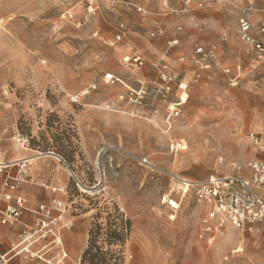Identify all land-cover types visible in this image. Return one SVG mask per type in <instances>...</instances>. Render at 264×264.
<instances>
[{
    "label": "rangeland",
    "instance_id": "1",
    "mask_svg": "<svg viewBox=\"0 0 264 264\" xmlns=\"http://www.w3.org/2000/svg\"><path fill=\"white\" fill-rule=\"evenodd\" d=\"M130 1L144 14L112 0H0V163L18 151L55 163L49 173L60 182L50 187L66 192L49 193L66 205L72 231L86 234V247L95 242L84 264H95L94 255L102 264H113L112 255L118 264H264V224L226 223L209 242L207 207L172 180L250 179V165L264 163L250 138L264 130V63L236 86L223 72L249 66L235 2ZM199 46L215 47L208 68L196 61ZM161 64L174 77L165 95ZM179 83L188 86L184 105L168 119ZM255 192L264 200V183ZM112 223L124 237L115 245Z\"/></svg>",
    "mask_w": 264,
    "mask_h": 264
},
{
    "label": "built area",
    "instance_id": "2",
    "mask_svg": "<svg viewBox=\"0 0 264 264\" xmlns=\"http://www.w3.org/2000/svg\"><path fill=\"white\" fill-rule=\"evenodd\" d=\"M193 0H186V6ZM121 2L127 6H132L138 13L144 14V10L131 3L130 0H112V6ZM238 6L237 31L239 41L248 47L252 54L253 61L264 62V39L255 34L264 36V0L260 1V6L250 3H242L241 0H233ZM204 0L197 1V7H202ZM88 12L91 14L95 11V5L89 4ZM126 32V25L119 24L114 28L116 41H121ZM158 34H162L158 29ZM225 35H223V38ZM177 44L176 40L169 43L170 46ZM197 63L204 68H208L216 60V50L214 46L207 48L203 46L195 47ZM134 66L142 65L140 57L131 58ZM129 58L127 59V61ZM159 83L162 87L163 95L171 92V86L174 81L166 64L156 67ZM224 74L231 76L229 82L236 86L239 78L243 73L242 67L236 65L235 70L225 68ZM178 89L183 93L188 86L185 83H179ZM168 112V119L177 118L181 113L182 104L180 98L177 102L171 103ZM252 144L264 156V130L250 135ZM58 158V161L65 164L62 158L51 153ZM26 162L21 165L18 173L14 177L6 176L4 182V193L2 199L8 203L4 212L0 215L1 224H17L22 214L25 212L26 199L18 194L19 186L26 179L25 168ZM2 166H0L1 168ZM252 177L244 178L240 175L229 176H211L203 181H193L172 177L175 185L184 193L191 192L198 203L207 207V215L201 221L202 233L207 237V241L212 242L214 237L221 235L225 230L224 226L229 223L233 228L251 229L252 226L259 223L264 224V200L255 192L258 185L264 183V163L258 162L250 165ZM43 189L50 190L53 193H65V187L51 188L43 185ZM36 218L35 225L23 226L19 233L18 240L12 244L6 253H0V264H9L15 257H21L25 261L40 264H61L67 254L62 251L59 255L49 257V253L54 249L62 247V231L69 230L72 227L66 218V205L62 200L52 199L50 203H40L32 211Z\"/></svg>",
    "mask_w": 264,
    "mask_h": 264
},
{
    "label": "crops",
    "instance_id": "3",
    "mask_svg": "<svg viewBox=\"0 0 264 264\" xmlns=\"http://www.w3.org/2000/svg\"><path fill=\"white\" fill-rule=\"evenodd\" d=\"M248 1V0H247ZM261 1V0H260ZM260 1L257 3V6H260ZM248 3V2H247ZM233 9H236L238 13V6L234 3L231 6ZM239 14V13H238ZM238 18V15H237ZM237 23V22H236ZM238 34V32H237ZM259 38H263L264 36L261 34H255ZM172 42V41H171ZM241 46L244 47L246 50V55L249 56V66L248 68H244L241 66L239 62L233 65L231 69L235 70L236 65H239L243 69V73L248 72L254 66L263 64L264 62H257L253 61L252 54L247 46L240 42ZM242 73V74H243ZM233 86V85H232ZM29 155L26 152L18 151L10 159L9 162L5 164L0 163L2 166L0 168V215L6 209L8 203L2 199V195L4 193V180L6 176L14 177L22 164L24 162L28 163V169L25 170L26 172V179H24V183L19 186L18 194L26 199L25 203V212L22 214L21 220L17 224H8L2 225L1 224V216H0V253H6L8 248L14 244L17 239L18 235L21 232L23 226L25 225H35L36 218L33 215L32 211L36 208V206L40 203H50L53 198L51 193L48 190L43 189V185L54 186L58 185L60 182V176L57 172L53 171V174L50 175V167H52L55 163L50 161L49 159L43 158L41 161L36 157H31L33 160L28 162ZM50 158V157H49ZM25 163V164H26ZM34 163V164H33ZM54 167V166H53ZM60 167V166H59ZM24 171V169H22ZM52 188V187H51ZM68 221V216L66 215L65 218ZM73 227V226H72ZM72 227L69 230H63L62 233V248L61 249H54L52 252L49 253V257H54L59 255L62 251H65L67 256L66 260L62 264H77L79 262L81 255L86 248L87 243V236L84 232L79 231H72ZM32 264L29 261H25L22 258H14L10 261V264Z\"/></svg>",
    "mask_w": 264,
    "mask_h": 264
},
{
    "label": "trees",
    "instance_id": "4",
    "mask_svg": "<svg viewBox=\"0 0 264 264\" xmlns=\"http://www.w3.org/2000/svg\"><path fill=\"white\" fill-rule=\"evenodd\" d=\"M109 230L111 232V237H110L111 244H114L115 245V244L121 243L123 241L124 237H123V235H121V232L118 231V225H116L114 223L110 224L109 225ZM90 233H91V236H92V233H93L92 230H90ZM88 244L89 245L84 249L83 255L81 257V262H80L81 264H84L85 263L86 256L87 255H90L91 249H94L95 242H94V240H93L92 237L89 239ZM98 255H100V254L98 253ZM111 259L113 260V264H118L117 257L115 259L113 257V255H112V257H110V260ZM90 261H91V263H92V261H95V264H102V263H104L103 259L98 258L97 255H94L91 258Z\"/></svg>",
    "mask_w": 264,
    "mask_h": 264
},
{
    "label": "bare ground",
    "instance_id": "5",
    "mask_svg": "<svg viewBox=\"0 0 264 264\" xmlns=\"http://www.w3.org/2000/svg\"><path fill=\"white\" fill-rule=\"evenodd\" d=\"M184 93H185V92H183V93L180 94V96H179V97H180V100H181V98H182V96H183ZM181 102H182V100H181ZM32 160H33L32 158H29L27 161H28V162H31Z\"/></svg>",
    "mask_w": 264,
    "mask_h": 264
}]
</instances>
